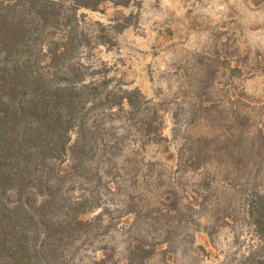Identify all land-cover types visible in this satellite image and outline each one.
Wrapping results in <instances>:
<instances>
[{
    "label": "trees",
    "instance_id": "1",
    "mask_svg": "<svg viewBox=\"0 0 264 264\" xmlns=\"http://www.w3.org/2000/svg\"><path fill=\"white\" fill-rule=\"evenodd\" d=\"M106 1L132 0H0V264H76L123 214L133 215L131 226L151 225L153 234L130 236L124 252L126 264H144L161 244L171 248L178 227L193 224L187 210L203 206L206 178L191 193L182 179L211 166L250 176L242 217L255 240L223 264H264V190L255 183L264 168V101L236 93L228 107L197 104L200 114L185 124L200 130L184 137L175 171L142 175L152 186L145 189L140 169L118 161L126 142L138 155L166 141L160 109L138 89L113 88L104 64L84 61L97 47L114 45L104 28L87 29L82 12ZM106 191L121 196L118 210ZM215 206L212 237L230 216ZM115 249L97 248L102 256L93 264H109Z\"/></svg>",
    "mask_w": 264,
    "mask_h": 264
},
{
    "label": "rangeland",
    "instance_id": "2",
    "mask_svg": "<svg viewBox=\"0 0 264 264\" xmlns=\"http://www.w3.org/2000/svg\"><path fill=\"white\" fill-rule=\"evenodd\" d=\"M82 12L89 31L104 28L114 41L113 46L97 47L84 61L104 64L113 88L138 89L160 109L166 141L149 143L138 155L131 151L133 144L126 142L118 161L120 168L140 169L145 189L152 186L142 175L175 171L184 137L200 130V126L185 124L194 113L200 114L197 104L221 101L228 107L236 93L254 102L264 101V0H132L128 6L106 1L97 11ZM125 21L129 26L123 29ZM235 66L240 70L234 72ZM122 123L125 125L124 120H118V126ZM120 132H125L124 127ZM133 157L141 163L126 161ZM205 178L198 200L203 206L187 210L193 224L178 227L171 248L161 244L160 251L144 264H223L228 254L255 240L242 217V191L250 176L236 178L228 169L211 166L188 171L182 182L191 193ZM255 183L264 190V168L257 173ZM105 197L114 199L110 206L113 212L122 205L118 194L107 192ZM217 203L221 213L230 216L217 222L212 237L208 232L216 223L217 210L212 205ZM122 217L104 240L82 250L76 264H93L102 256L97 248L104 245L116 248L109 264H126L124 252L130 236L153 232L147 222L131 226L133 215Z\"/></svg>",
    "mask_w": 264,
    "mask_h": 264
}]
</instances>
